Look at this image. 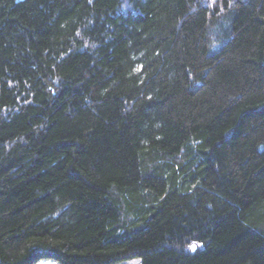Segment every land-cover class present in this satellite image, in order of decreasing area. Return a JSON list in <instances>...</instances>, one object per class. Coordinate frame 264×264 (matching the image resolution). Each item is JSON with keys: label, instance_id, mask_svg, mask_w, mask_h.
I'll return each mask as SVG.
<instances>
[{"label": "trees", "instance_id": "trees-1", "mask_svg": "<svg viewBox=\"0 0 264 264\" xmlns=\"http://www.w3.org/2000/svg\"><path fill=\"white\" fill-rule=\"evenodd\" d=\"M44 258L264 264V0H0V264Z\"/></svg>", "mask_w": 264, "mask_h": 264}, {"label": "rangeland", "instance_id": "rangeland-1", "mask_svg": "<svg viewBox=\"0 0 264 264\" xmlns=\"http://www.w3.org/2000/svg\"><path fill=\"white\" fill-rule=\"evenodd\" d=\"M36 264H58V263L52 259L44 258V259L38 260L36 262ZM118 264H140V259L139 258H133L131 260L120 262Z\"/></svg>", "mask_w": 264, "mask_h": 264}, {"label": "snow or ice", "instance_id": "snow-or-ice-1", "mask_svg": "<svg viewBox=\"0 0 264 264\" xmlns=\"http://www.w3.org/2000/svg\"><path fill=\"white\" fill-rule=\"evenodd\" d=\"M193 247H195V246H193Z\"/></svg>", "mask_w": 264, "mask_h": 264}]
</instances>
